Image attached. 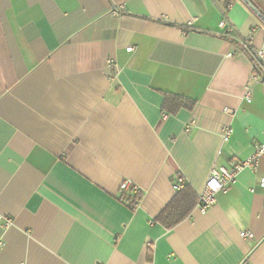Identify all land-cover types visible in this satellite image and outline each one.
<instances>
[{
    "label": "crops",
    "instance_id": "0c3cea01",
    "mask_svg": "<svg viewBox=\"0 0 264 264\" xmlns=\"http://www.w3.org/2000/svg\"><path fill=\"white\" fill-rule=\"evenodd\" d=\"M236 38L264 47V0H0V264H264V154L207 212L153 222L176 171L199 195L264 142Z\"/></svg>",
    "mask_w": 264,
    "mask_h": 264
},
{
    "label": "built area",
    "instance_id": "2783aa9c",
    "mask_svg": "<svg viewBox=\"0 0 264 264\" xmlns=\"http://www.w3.org/2000/svg\"><path fill=\"white\" fill-rule=\"evenodd\" d=\"M221 27H225V21H221ZM232 34V29L228 28L226 35L230 36ZM236 43L238 49L251 61L252 69L249 74V80L245 87L243 98L245 101L250 102L251 95V83L261 84L264 88V47H259L256 49L251 48L247 40L236 38ZM127 51H130L131 48H127ZM231 56V54H228ZM232 133L230 127H225L221 133L222 142H227ZM264 154V142L255 145L253 153L243 161H231L229 167L224 166H214L211 168L209 175L205 181L203 189L198 195V204L196 208L201 213H205L215 202V195L217 193H225L231 187L235 181L236 176L239 171L244 168L255 169L257 161L260 156ZM182 179H177V183L174 185L175 190L179 189L182 185ZM259 184L264 188V178L259 179ZM131 183L125 181L121 184V192L127 191L130 188ZM243 238H250L251 234L249 232H244L241 234Z\"/></svg>",
    "mask_w": 264,
    "mask_h": 264
},
{
    "label": "trees",
    "instance_id": "16d2710c",
    "mask_svg": "<svg viewBox=\"0 0 264 264\" xmlns=\"http://www.w3.org/2000/svg\"><path fill=\"white\" fill-rule=\"evenodd\" d=\"M163 96L162 112L176 114L179 109L186 108L191 110L196 104L195 100L172 94H164ZM177 179H182L183 183L181 187L175 191L171 200L153 220L154 223L161 224L166 230L173 229L176 225L184 221L198 204V195L185 181L179 171H176L171 178L173 186L177 183ZM142 195V192L139 190L133 192L132 187H130L127 191L121 192L119 196L120 199L127 202L129 210L134 211L141 201Z\"/></svg>",
    "mask_w": 264,
    "mask_h": 264
}]
</instances>
